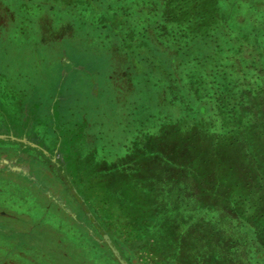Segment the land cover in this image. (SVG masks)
I'll return each mask as SVG.
<instances>
[{
	"label": "trees",
	"instance_id": "trees-1",
	"mask_svg": "<svg viewBox=\"0 0 264 264\" xmlns=\"http://www.w3.org/2000/svg\"><path fill=\"white\" fill-rule=\"evenodd\" d=\"M6 1L20 23H26L34 13L47 11L56 19L69 18L77 34L72 45L77 42L87 45L93 32L97 50H103L105 39L123 45L132 55L130 61L136 70L132 73V90L136 96L141 95L139 100L143 99L142 95L156 93L159 85L156 83L162 81L158 73L162 71L157 69L168 63V76L167 80L163 78V84L171 83L169 79L176 80V71H182L193 83L175 85L182 104L180 111L196 110L200 116L197 122L206 110L218 117L219 132L213 147L200 145L193 137L192 127L186 128L185 135L181 136L178 128L183 122L179 121L180 125H175L174 130L164 125L162 139L148 132L136 133L129 146L122 145L121 154L116 153V158L106 160L97 156L96 145L83 147L88 141L84 130L79 123L63 118L71 117L72 113L60 115L68 127L72 126L69 133L53 122L58 113L55 108L54 112L50 111L52 104L66 98H57L53 103L52 96L49 97L47 109L41 116L33 115L35 101L25 99L21 101L23 104L17 105V114L6 116L8 121L15 119L19 127L41 138L51 135L54 142L58 129L64 143L66 168L77 183L79 193L107 219L110 235L118 241L125 257L131 260L133 253L144 251L161 264H231L241 244V247L248 245L250 251L255 245L256 250L249 252L251 264H264V43L261 41L264 35L256 34L257 38L249 31V26L235 23L231 9L218 13L213 3L203 5L200 0H124L121 3L82 0L80 8L76 0ZM130 4L132 10L128 13L130 9L125 7ZM99 6L103 9L96 11ZM113 7L118 12L124 10L125 15L120 13L123 19L115 20L113 16L117 14ZM232 9L235 13V7ZM143 10L145 16H142ZM108 19L113 29L104 24ZM100 31L107 38L102 39ZM110 35L112 40L108 38ZM244 47L249 48L250 62L246 65V58H237ZM232 55L237 61L229 60ZM40 56L43 62L45 59ZM159 59L163 62L157 61ZM58 60L59 56L56 62ZM195 66L203 73L197 74L200 71L195 72ZM243 69L252 73H245ZM236 72L246 77L243 92L238 88L239 82L233 79ZM206 77L214 81L217 90L209 99L205 98L208 93L200 95L207 106L197 108L196 101L200 99L194 98L195 93L212 91ZM192 95L193 100H190ZM139 108L135 110L139 112ZM174 133H177L176 138ZM163 139L175 148H185V155H179L177 150L164 154ZM149 159L153 163L146 168L144 164ZM169 184L187 186L190 193L185 200L172 199L169 212H165L156 205L155 192L160 193L162 187ZM218 213L223 214L219 220L228 222V229L243 228L242 240L231 236L227 239L218 230L220 225L214 218ZM43 225L46 230L58 231L51 225ZM72 236H66L68 241L80 244Z\"/></svg>",
	"mask_w": 264,
	"mask_h": 264
},
{
	"label": "rangeland",
	"instance_id": "rangeland-1",
	"mask_svg": "<svg viewBox=\"0 0 264 264\" xmlns=\"http://www.w3.org/2000/svg\"><path fill=\"white\" fill-rule=\"evenodd\" d=\"M116 1L121 3L124 0ZM200 1L203 5L213 3L218 13L219 11L221 13L228 12L231 9L230 12L234 14L235 23L249 26L251 29H248L253 35H264V0ZM44 2L42 1V3ZM81 2L82 0L75 1L78 8L82 6ZM6 4V0H0V125L3 123V125L13 128L17 127L15 119H11L9 122L6 119L18 113L17 105L23 104L21 101L25 99L35 101L33 115L38 114L41 116L47 109L49 97L52 96L53 91L57 90L58 99L66 98V100H60L56 103L55 110L58 117H56V121L53 119V122H56L57 126H61V130L63 128L64 131L69 133V127L72 128V126L68 127L60 115L72 113L71 117L63 118H70L73 123H79L81 130H84L85 137L88 139L83 147L96 145L98 147L97 156L100 159L110 160L116 158V153L121 154L123 152L122 145L129 146L132 138L139 132H148L151 136L162 139L161 134H163L164 125L167 124L169 128H172L171 130H174L175 125H180L179 121H182L185 125L182 124V127L178 128L181 131L179 133L181 136L185 135L186 128L192 127L193 137L197 139L200 145L204 147L214 146L219 132L217 127L219 120L218 117L213 116L214 112L203 111L205 113L204 117L197 122V117L200 116L196 110L191 109L190 112L188 110L186 112L180 111V105L182 104L179 103L180 98L178 95L180 94L175 85L178 83L184 85L186 82L193 84L192 81H188L189 78L185 77L182 71H176V77L171 74L176 80L172 81L168 78L171 83L163 84V78L167 80L168 70L166 69L169 65L165 63L164 67H160V69L157 67L158 71H162V73L158 72L162 78L161 84L156 83L159 84L155 88L158 92L156 91L154 95L152 93L142 95L143 99L139 100L138 96L141 95L136 96L132 90L134 87L132 86V79L134 81L132 73L136 71L130 61L132 55L124 50L123 45H117L118 42L113 43L105 39L104 48H101L103 50H97V39L94 37L95 32H93L89 36V43L86 45L84 52L79 51L77 46L71 44V42L75 44V40H66L69 41V44L63 46L66 51L63 54L58 52L60 47H51L48 48L49 50L39 49V46H35L39 43L42 45L46 42H56L69 36L75 38L77 34L74 32V24L68 18L57 19L55 25V17L49 11L39 15L34 13L29 16L26 23H20V18H17L13 13L14 11H11ZM233 7H235V13ZM85 8L89 7L86 6ZM104 8L106 9V6ZM125 8L126 10L130 9L129 13L132 10V4ZM135 8L138 9V7ZM102 9L99 6L95 10L101 11ZM107 9L109 10L110 7ZM144 12L145 10L142 11V16H145ZM114 13L117 15L113 17L118 21L124 18L121 16L122 14H126L124 10L118 12V9L115 8ZM120 13L122 14L120 15ZM104 24H107L108 28L113 26L109 19L105 20ZM54 26L60 31H52ZM21 31H26L30 39L24 42L20 41L16 36L20 35ZM49 32H51L50 38L48 36ZM213 32L211 30L210 34L213 35ZM111 33L113 34L112 31ZM100 35L104 36L102 39L107 38L103 31H100ZM36 36L42 37V39L38 37V41L32 42V38L35 39ZM108 38L112 40V35ZM130 41L132 42V37ZM261 41L264 43V39ZM77 44L79 45V43ZM35 51L38 53H35ZM248 52L249 48L244 47L242 52L237 54V58H246L245 65L250 62L248 61ZM45 54L48 57L45 60L46 62H43L41 67L34 68L33 58L36 57L35 59L39 63L40 55L45 57ZM61 55L64 56L63 60L68 58L69 63L63 65L65 81L60 85L63 80L58 79L59 68L61 69V67H58L55 58ZM149 55L152 57L151 54ZM226 55L229 57V53ZM237 58H233L232 55V58L228 59L237 61ZM229 60H226V62L228 63ZM157 61L163 62V59ZM193 70L197 72L201 68L195 66ZM244 71L245 73H252L249 69ZM146 72L150 74L149 68ZM25 73H27L26 76L29 81L23 80ZM202 73L203 71H200L197 74ZM43 75L46 77L45 79ZM205 79L212 91L208 89L202 90V92L199 91L195 93L194 98L200 99V95L208 93L205 98L209 99V96L213 94L212 92L217 90L211 78L206 77ZM233 79H236L237 83L239 82L238 88H242L243 92L245 87L242 84L246 77H243L241 72H236ZM262 82H264L263 79ZM192 98L193 95L190 100H193ZM196 102L198 104L197 108L207 106L204 100L200 99ZM138 106L140 107L139 112L135 110ZM52 107H54V104H52ZM6 116L8 117L6 118ZM69 125L71 124L69 123ZM56 134L58 135L56 142H54L51 135H48L44 137L45 142L37 144L34 143L36 141H32L34 139L31 133H24L25 140H29L33 144L31 147L26 146L24 148L25 154L29 155H26L25 159L28 161L35 157L34 160L38 158L39 161H42V166H45L46 172L53 178L52 182L54 184L57 181L60 182L57 183V187L62 188L69 196L72 212H56L58 216L52 212H46L45 197L41 195L37 188L30 187L22 181L18 182V176H16L18 174H14L12 170L5 172L6 174H0V208L9 210L10 215H22L24 218L23 221L19 220L14 226L10 225L8 231H4V229L10 222L0 221V264H120L111 247L117 251L119 257L126 264H161L156 258H152L144 251L137 254L133 253L131 260L125 257L124 252L119 248L118 241H114L110 235L107 219L97 213L91 201H87L79 193L77 183L73 180L70 170L66 168V154L63 151L62 134L58 132V129H56ZM176 134L174 133L175 138ZM0 143L8 146L9 149H13L19 144L16 141L7 142L3 139H0ZM161 145L164 148V154H170L177 150L179 155H183L186 151L185 148H175L174 145L167 144L164 139ZM15 150H10L9 153L15 156ZM5 160L8 159L4 158V163ZM11 162L9 161V163ZM146 162L144 165L148 168L153 160L149 159ZM27 167L29 170V166ZM33 169L36 170L35 166H33ZM30 179L32 178L30 177ZM189 193L187 186L174 187L169 184V186H163L160 193L155 192V203L162 211L169 212V208L173 204L171 203L172 199H175L176 202L178 198L185 200V196ZM221 215L223 214L214 215L220 225L218 230L227 239L231 236L242 240L243 228L228 229L226 227L228 222L219 220ZM43 224L51 225L58 231L54 233L46 230L47 227ZM66 236L74 237L73 239L79 241L80 244L74 243L73 245ZM241 246L243 245L240 244L238 247V252L234 255L231 264L252 263L249 260V252L252 253L256 250L255 245L251 247V251L248 250L250 249L248 245ZM59 253L62 256L58 255ZM92 254L96 255L93 259L89 257Z\"/></svg>",
	"mask_w": 264,
	"mask_h": 264
},
{
	"label": "flooded vegetation",
	"instance_id": "flooded-vegetation-1",
	"mask_svg": "<svg viewBox=\"0 0 264 264\" xmlns=\"http://www.w3.org/2000/svg\"><path fill=\"white\" fill-rule=\"evenodd\" d=\"M15 151H16L15 156H13L9 152L3 153L4 151L0 150V174H6L5 172H8V168H7L8 166L7 164L3 162L4 158L8 159L9 161H12L11 163H9V165L11 164L19 165L23 163V165L29 166L30 168L29 174L26 176H22V174L19 173V175H16L18 176L17 180L18 182L22 181L23 183H27V185L30 187L37 188V190L41 193V195L45 197L44 201H46L45 202V209L47 208L46 212H52L54 214H56V212L58 213L72 212V209L70 208V204H69L70 203L69 196H67L66 192L62 188L57 187L58 186L57 183H60V182L57 181V183L54 184L52 182L53 178L51 175H49L46 172L45 166L44 167L38 166L37 164H34L33 161H30V160L27 161L25 158H23L19 154V152H22V150H15ZM23 160L25 162H22ZM33 166H35L36 170L33 169ZM30 177L31 178L34 177V178L30 179ZM8 211L9 210L0 208V221L5 220L7 223L10 222L8 226H6L4 231H8L9 226L10 225L14 226L19 220L21 221L24 220L22 215H18V216L13 215V214L10 215ZM58 255L62 256L61 253H59Z\"/></svg>",
	"mask_w": 264,
	"mask_h": 264
},
{
	"label": "crops",
	"instance_id": "crops-1",
	"mask_svg": "<svg viewBox=\"0 0 264 264\" xmlns=\"http://www.w3.org/2000/svg\"><path fill=\"white\" fill-rule=\"evenodd\" d=\"M16 15V14H15ZM36 17V16H35ZM38 20V19H37ZM56 17L54 18V23H55V25H56ZM28 21V20H27ZM26 21V22H27ZM72 28V27H71ZM53 29L54 30H52V31H54V32H56V31H60V30H57L56 28H55V26L53 27ZM51 31V32H52ZM74 31V30H73ZM51 32H49V38L51 37L50 35H51ZM75 32V31H74ZM38 35L40 34L39 32L37 33ZM75 34V33H74ZM30 36V35H29ZM17 38H19L20 39V41H22V42H24V41H26V40H29L30 38L28 37V34L26 33V31L24 32V31H21V34L20 35H18V36H16ZM38 37L39 36H36V38L35 39H33L32 38V42H36V41H38L39 39H38ZM40 38V37H39ZM40 39H42V37L40 38ZM66 40H69V41H74V38H73V36H69V37H67V38H65L64 40H62V39H60V40H57L56 42L55 41H53V42H46V43H44V44H42L41 45V43H39V44H37V45H35V46H39V49H42V50H49L48 48H51V47H60L58 50V52L59 53H66V51H65V49L63 48V46H68V45H66V44H69V41H66ZM77 43H80V42H77ZM72 44V43H71ZM87 45H88V42H87ZM75 46H77L78 48H79V51H85V49H86V45H75ZM35 50V49H34ZM56 50V49H55ZM78 51V50H77ZM57 52V53H58ZM35 53H38L37 51H35ZM64 56L63 55H61L60 56V61L58 60V62H57V64H58V67H61V69L59 68V70H60V74H59V77H58V79H60V80H62L61 82H60V85L65 81V72L63 71V68H64V66L65 65H67L69 62H68V58H67V60H63L64 58H63ZM36 57H34L33 58V64H34V68H39V67H41V64L43 63V62H46L45 60H47L48 59V57H47V55L45 54V57H44V61L43 62H37L36 61V59H35ZM56 59V58H55ZM56 61V60H55ZM64 65V66H63ZM26 74L27 73H25L24 75H23V80L25 81V79H26ZM44 78H46L45 76H44ZM28 80V79H27ZM57 90L56 91H53V93H52V97H51V99H52V102L53 103H55L56 102V100H57ZM54 108H55V105H54V107H52V108H50V111H52V112H54ZM7 120V119H6ZM8 121V120H7ZM9 122V121H8ZM24 133H27V134H29V133H31V135L33 136V139L34 140H32V141H36V142H34V143H37V144H40V143H42V142H45V140H44V138H41V136L39 135V134H36V133H33V132H31V131H29V130H27V129H24V128H21V127H19V125H17V127H15V128H13V127H10V126H8V125H3V123L0 125V139H3V140H6L7 142H12V141H16L17 143H19L15 148H13V149H16V150H22V152H19V154L23 157V158H25V156L26 155H28V154H25L26 152H25V150H24V148L27 146V147H31V146H33V144H31V142L29 141V140H25V135H24ZM13 149H9L8 148V146H6V145H3L2 143H0V150H2V151H4L3 153H6V152H9L10 150H13ZM29 156V155H28ZM35 159V157H32V159H30L31 161H33V163L34 164H37L38 166H42L43 165V163H42V161H39L38 160V158H37V160H34ZM22 162H25L24 160L22 161ZM5 163L7 164V168H8V170H10V166H25V165H23V163L22 164H19V165H17V164H11V165H9V161L8 160H5ZM14 172V174L16 173V174H18L19 175V173L20 174H22V176H24V175H26V174H23L21 171H13ZM32 178H34V177H32ZM64 256V255H63ZM64 258L66 259V257L64 256Z\"/></svg>",
	"mask_w": 264,
	"mask_h": 264
},
{
	"label": "water",
	"instance_id": "water-1",
	"mask_svg": "<svg viewBox=\"0 0 264 264\" xmlns=\"http://www.w3.org/2000/svg\"><path fill=\"white\" fill-rule=\"evenodd\" d=\"M10 170L12 171H21L23 174H28L29 170H28V167L27 166H10L9 167ZM107 242H109V240H107ZM114 255L116 256L117 260L119 261L120 264H126L118 255L117 251L111 247Z\"/></svg>",
	"mask_w": 264,
	"mask_h": 264
}]
</instances>
